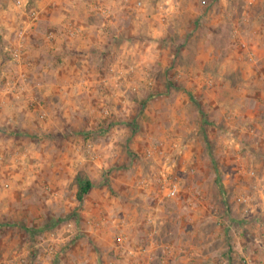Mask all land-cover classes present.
<instances>
[{
	"label": "rangeland",
	"instance_id": "obj_1",
	"mask_svg": "<svg viewBox=\"0 0 264 264\" xmlns=\"http://www.w3.org/2000/svg\"><path fill=\"white\" fill-rule=\"evenodd\" d=\"M16 1L0 264H264V0Z\"/></svg>",
	"mask_w": 264,
	"mask_h": 264
},
{
	"label": "trees",
	"instance_id": "obj_2",
	"mask_svg": "<svg viewBox=\"0 0 264 264\" xmlns=\"http://www.w3.org/2000/svg\"><path fill=\"white\" fill-rule=\"evenodd\" d=\"M73 184L76 188L75 200L78 203H81L84 196L91 189V182L85 175L77 174L73 179Z\"/></svg>",
	"mask_w": 264,
	"mask_h": 264
},
{
	"label": "crops",
	"instance_id": "obj_3",
	"mask_svg": "<svg viewBox=\"0 0 264 264\" xmlns=\"http://www.w3.org/2000/svg\"><path fill=\"white\" fill-rule=\"evenodd\" d=\"M103 6L105 7V8H107V6H105V5H100V3L99 2H96V4L93 6L92 5V7H91V4L89 5V7H91L95 12H96V14L97 15H99V16H109L108 15V13H107V10H106V12H105V10H104V8H103ZM109 8V7H108ZM67 22H70L69 20L68 21H66L65 23H67ZM262 26H264V21H262V24H261ZM72 29V28H71ZM73 30V29H72ZM80 30V29H79ZM69 31H71L70 29H69ZM75 30H73V32H74ZM79 33V34H78ZM77 33V38H79L80 40H84V38H85V36H84V34L82 33V31L80 30L79 32ZM71 34H72V32H71ZM261 34V33H260ZM96 36H98V35H96ZM260 36V40H262V41H264V32H262V36L261 35H259ZM99 37V36H98ZM259 38V37H258ZM257 81H258V77H257ZM261 80H260V78H259V82H260ZM254 86V85H253ZM71 164H72V162H70ZM86 171V170H85ZM86 175H87V177H88V179L90 180V182H91V189H93V186H92V184H93V182H92V180H91V177H90V173H88L87 171H86ZM90 189V190H91ZM75 192H76V189L73 187V190H72V193H73V195H75Z\"/></svg>",
	"mask_w": 264,
	"mask_h": 264
},
{
	"label": "built area",
	"instance_id": "obj_4",
	"mask_svg": "<svg viewBox=\"0 0 264 264\" xmlns=\"http://www.w3.org/2000/svg\"><path fill=\"white\" fill-rule=\"evenodd\" d=\"M15 4H16L18 7H20V6H21V2H20V0H17V1L15 2ZM12 56L15 58V57H17L18 55H17L16 52H14ZM11 85H14V84H13V83H7V82L5 83V87H9V86H11ZM175 193H176V186H175V185L171 186L170 188H168V189L166 190L167 197H173V196L175 195Z\"/></svg>",
	"mask_w": 264,
	"mask_h": 264
}]
</instances>
